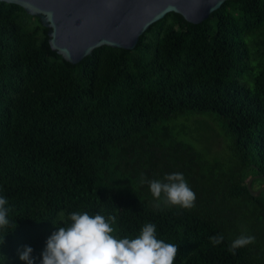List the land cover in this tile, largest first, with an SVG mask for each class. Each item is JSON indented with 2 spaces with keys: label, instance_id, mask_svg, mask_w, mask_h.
Wrapping results in <instances>:
<instances>
[{
  "label": "trees",
  "instance_id": "trees-1",
  "mask_svg": "<svg viewBox=\"0 0 264 264\" xmlns=\"http://www.w3.org/2000/svg\"><path fill=\"white\" fill-rule=\"evenodd\" d=\"M217 131L221 155L206 145ZM176 172L195 207L154 208L141 175ZM259 179L264 0H227L197 24L170 12L134 49L100 46L76 64L39 17L0 1V196L17 224L0 229V264H26L24 246L40 264L72 212L115 216L118 238L155 224L179 247L174 264H264V193L249 186ZM242 234L255 242L233 255Z\"/></svg>",
  "mask_w": 264,
  "mask_h": 264
},
{
  "label": "clouds",
  "instance_id": "clouds-1",
  "mask_svg": "<svg viewBox=\"0 0 264 264\" xmlns=\"http://www.w3.org/2000/svg\"><path fill=\"white\" fill-rule=\"evenodd\" d=\"M140 183L149 185L156 209L195 207L196 194L182 173L165 174L162 180H147L142 174ZM7 204V198L0 196V229L7 230L11 225L14 230L17 224L13 225L9 220ZM115 223V216L70 213L66 226H57L47 238L40 264H174L179 247L158 239L155 224H144L135 238H118L114 235ZM209 239L217 245L224 237L219 235ZM254 242V236L242 234L231 242L228 251L234 255L236 249ZM32 252V247L24 246L19 258L26 264H36Z\"/></svg>",
  "mask_w": 264,
  "mask_h": 264
},
{
  "label": "water",
  "instance_id": "water-1",
  "mask_svg": "<svg viewBox=\"0 0 264 264\" xmlns=\"http://www.w3.org/2000/svg\"><path fill=\"white\" fill-rule=\"evenodd\" d=\"M226 1L9 0L8 3H16L39 17L48 28L52 49L76 64L100 46L134 49L141 35L170 12L197 24Z\"/></svg>",
  "mask_w": 264,
  "mask_h": 264
},
{
  "label": "rangeland",
  "instance_id": "rangeland-1",
  "mask_svg": "<svg viewBox=\"0 0 264 264\" xmlns=\"http://www.w3.org/2000/svg\"><path fill=\"white\" fill-rule=\"evenodd\" d=\"M196 127L197 125L195 124L191 125V129L193 131V137L191 136L190 139L192 142H194L197 148H199L204 153H206L204 148H202L201 145L194 139L196 137H199V131L197 130ZM206 145L207 147L210 148V151L213 155H221L223 152H225L226 147H227L226 139L223 136H221L218 131L213 135V138L211 139V143H207ZM206 156H208L207 153H206ZM250 186L257 193L259 191H262L264 193V180H260V179L256 180L254 181V184H252V181H251Z\"/></svg>",
  "mask_w": 264,
  "mask_h": 264
}]
</instances>
